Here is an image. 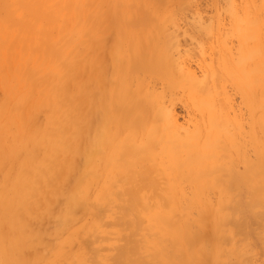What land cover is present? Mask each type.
Segmentation results:
<instances>
[{
	"label": "bare ground",
	"instance_id": "6f19581e",
	"mask_svg": "<svg viewBox=\"0 0 264 264\" xmlns=\"http://www.w3.org/2000/svg\"><path fill=\"white\" fill-rule=\"evenodd\" d=\"M136 4L138 1L129 9L128 3L119 0H31L27 3L30 19L36 26L32 41L36 50L32 59L36 64L33 75L42 77L38 85L44 88L37 98V105L47 108L49 116L43 128L38 132L31 131L28 144L17 143L19 133L15 130L10 132L13 136L10 142L0 139V164L9 158L16 163L10 170L13 175L0 184V208L4 209L7 219L0 226V264H23L28 250L26 243L30 241L34 227L42 223L39 211L50 209L61 198L67 199V207L80 202L77 194L84 178L97 173L99 177L100 171L103 172L98 163L94 164L97 170L89 168L90 163H94L93 159L100 151L118 140L113 132L122 126L132 131L149 126V137L164 145V173L170 175L181 171L193 195L201 191L199 188H204L200 178L211 165L209 153L223 146L227 156L223 157L224 164L217 170L225 176L221 188L225 197L219 202L226 211L224 223L234 224L237 237H240L248 233L246 224L254 208L263 210L261 220L264 221L261 168L257 159L242 157L244 126L227 89L234 87L249 108L254 104L251 98L256 87L264 94V43L258 41L263 39V19L253 11L243 18L237 17V57H233L223 42L217 58L198 63V73L188 58L192 52L185 51L182 55L179 50L176 36L179 19L176 15L171 12L172 15L162 16ZM209 26H203L204 30H210ZM197 31L200 32L198 28ZM191 34L193 37V31ZM108 38L114 40L110 51H95ZM252 40H256V46L249 45ZM201 42L198 45L202 47ZM78 69L81 71L72 73ZM95 85L100 88L82 95ZM181 92H188L189 100L200 113V122L180 123L171 105ZM22 109L14 113L15 126L19 123L27 125ZM88 112L97 113L98 117L89 120ZM81 118L85 119L86 131L76 124ZM255 123L264 128V118ZM137 134L130 132L120 146L111 147L118 157L132 160L129 173L121 179L126 184H133L129 192L132 196L129 209L140 202L136 191L159 188L172 191L184 187L181 180L171 178L165 181L164 187L157 184L153 175L158 168L151 158L144 156L146 159L141 157L142 161L134 158L143 155L141 145L135 141ZM256 135H253L254 152L256 158L260 155V159H264ZM110 160L112 158L102 160L104 169L110 166ZM195 160L198 161L192 163ZM218 160L221 163V157ZM240 163H245L243 172L239 169ZM33 176L34 180H27ZM52 178L54 186L49 187ZM244 194H249L250 199L245 200ZM34 196L41 199H34ZM190 202L195 203L194 200ZM65 220L66 213L61 222ZM121 220L123 223L128 221L126 217ZM127 225L130 233L125 244L119 247L114 264H156L159 258L158 263L162 264L168 252L147 254L143 251L142 240L137 238L141 230L138 218L134 217ZM176 239L169 241L174 243ZM147 247L145 245L144 250ZM172 250L173 256L186 251L184 248V251L182 248Z\"/></svg>",
	"mask_w": 264,
	"mask_h": 264
},
{
	"label": "rangeland",
	"instance_id": "374dc122",
	"mask_svg": "<svg viewBox=\"0 0 264 264\" xmlns=\"http://www.w3.org/2000/svg\"><path fill=\"white\" fill-rule=\"evenodd\" d=\"M30 1L0 0V139L10 142L13 137L10 132L15 130L19 133V137L16 136L18 144H28L31 140V131L43 128L49 116L47 108L37 105V98L43 93L44 88L38 85L42 77L37 78L33 75L36 64L32 59L34 55L36 56V50L32 41L36 34V26L34 20L30 19L31 11L27 6ZM119 1L128 3L129 9L133 8L138 1L137 6L158 12L162 16L172 15L171 12H173V15L179 19L180 31L177 30V34L175 33L180 45L179 50L182 55L185 51L192 52V56L189 52L188 58L198 73H200L198 63L204 60L210 62V58H217L219 46L223 42L233 53V57H237L239 48L235 26L237 17L243 18L253 11L252 13L257 12L264 21V0ZM206 25H210V30H204ZM212 25L213 27L216 25L215 30L212 29ZM192 31L193 37L190 36ZM261 34L263 39L258 41L263 44L264 28ZM200 41L203 48L198 45ZM113 44L114 40L108 38L106 42L100 43L95 51L108 53ZM249 45L256 46V40L250 41ZM79 71L81 70H74L72 73ZM262 86H264V80ZM99 88L98 85L92 86L83 91L82 95H89ZM227 89L231 93L234 108L244 126L242 148L240 147L242 157L257 159L261 168L260 181L264 183V159H260L261 156L258 154L256 158L253 145V135L257 134L259 144L261 142V146L258 144V147L264 153V128L255 123L264 118L262 107L264 94L256 87V92L251 98L254 104L252 108H249L234 87L228 86ZM187 93L181 92L171 107L178 115L180 123L200 122V113L189 100ZM91 106L95 109L93 105ZM21 108H23L27 125L19 123L15 126L14 113ZM28 112L30 114L26 119ZM90 113H86L87 118L93 120L98 117L99 111L95 114ZM84 123L85 119L81 118L76 124L81 130L86 131ZM147 130L149 126L135 131L127 126L116 129L113 134L119 137L118 140L107 149L100 151L93 159L94 163L92 161L89 165V168L96 169L94 164L98 163L103 172L100 171L99 177L97 173L96 175L88 174L84 178L80 192L77 194L80 196V202L76 206L67 207V199L61 198L50 209L38 212L42 223L35 225L32 237L26 243L28 250L26 249L23 264H114V257L119 247L125 244V238L130 233L127 222L134 217L138 218L141 228L137 238L142 240L143 251H147V254L163 250L168 252V257L162 264H264V221L261 220L263 210L258 207L252 210V215L246 224L247 235L237 237L236 226L224 223L226 211L219 202L225 197L221 190L225 183V176L224 173L218 172L217 168L220 164H224L223 157L227 156V150L221 146L222 148H214L209 153L211 165L200 178L204 188H199L201 191L193 195L190 193L192 189L190 190L189 182L184 180L181 171L172 172L170 175L164 173V145L160 140L150 138ZM230 130L235 129L230 128ZM130 132L139 133L135 136V141L137 140L143 150L142 156L134 158L141 161V157L144 156L151 158L152 164L158 168V172L155 176L153 175L157 184L164 187L165 181L171 178L175 181L181 180L184 187L172 191H163L160 188L136 191L140 202L134 208H128L132 200L129 192L133 184H126L121 179L129 173V164L132 160L118 157L111 147L120 146ZM236 151L237 149L234 148V152ZM218 157H221V163ZM106 158H112V160H110V166L104 169L102 160ZM77 163H79L78 159ZM15 164L13 158L0 164V184L13 175L10 170ZM244 167L245 163L239 164L241 172ZM32 179L34 180L35 177H29L27 180L32 181ZM52 180L53 178L48 182L49 187L54 186ZM0 190H2L1 187ZM37 193L36 191L35 194ZM243 197L245 200L250 199L249 194H244ZM33 198L41 199L39 196ZM193 200L195 203L190 202ZM64 213H66V220L63 223L61 220ZM51 215L58 217L52 218ZM123 217L128 220L126 223L122 222ZM4 220H7L4 209L0 208V226ZM173 238L177 239L171 243L169 240ZM8 243L7 241L6 244ZM145 245L148 246L146 250H144ZM172 248H182L181 251H184V248L186 251L173 256ZM160 259L156 260V264H161L158 263Z\"/></svg>",
	"mask_w": 264,
	"mask_h": 264
}]
</instances>
